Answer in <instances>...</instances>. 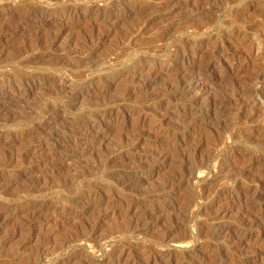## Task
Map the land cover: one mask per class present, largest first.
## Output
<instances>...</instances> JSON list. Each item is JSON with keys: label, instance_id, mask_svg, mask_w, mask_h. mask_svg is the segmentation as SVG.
I'll use <instances>...</instances> for the list:
<instances>
[{"label": "rangeland", "instance_id": "rangeland-1", "mask_svg": "<svg viewBox=\"0 0 264 264\" xmlns=\"http://www.w3.org/2000/svg\"><path fill=\"white\" fill-rule=\"evenodd\" d=\"M0 264H264V0H0Z\"/></svg>", "mask_w": 264, "mask_h": 264}]
</instances>
